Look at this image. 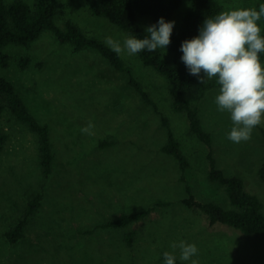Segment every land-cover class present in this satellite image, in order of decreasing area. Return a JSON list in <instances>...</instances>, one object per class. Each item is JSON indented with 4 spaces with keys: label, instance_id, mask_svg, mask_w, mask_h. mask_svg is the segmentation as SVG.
Masks as SVG:
<instances>
[{
    "label": "rangeland",
    "instance_id": "rangeland-1",
    "mask_svg": "<svg viewBox=\"0 0 264 264\" xmlns=\"http://www.w3.org/2000/svg\"><path fill=\"white\" fill-rule=\"evenodd\" d=\"M58 1L61 26L71 20L89 35L104 41L111 36L121 44L131 36L108 18L93 14L86 0ZM220 1L222 11L257 8L259 2ZM190 4L191 0H182L174 14L178 31ZM139 19L145 29L155 24L148 15ZM6 50L11 61L8 67L0 66V75L13 81L33 113L49 124L55 163L52 173L44 175L37 134L6 108L0 118V127L8 134L0 152V264H164L162 252L180 256L179 248L170 245L181 240L197 246L198 253L191 259L198 264H264V235L212 224L204 213L182 202L186 191L178 164L162 150L167 140L162 116L169 118L191 161L186 177L196 197L225 206L230 205L225 190L208 177L209 153L228 175L242 176L246 189L258 194L264 204V184L258 173L264 123L253 130L249 141L228 140L233 126L230 113L218 110L219 87L213 88L199 101L203 124L213 136L208 145L190 131L186 115L173 109L167 78L145 65L138 54L121 55L159 110L144 101L106 57L93 49L76 50L70 43H61L52 31H45L29 47L9 45ZM25 55L32 62L22 69L19 60ZM201 82L189 93L195 102ZM90 121L95 126L93 134L81 133ZM107 141L111 143L102 145ZM38 191L44 193V201L28 235L9 242L6 231ZM158 199L173 203L125 228L88 231ZM130 230L137 233L128 244Z\"/></svg>",
    "mask_w": 264,
    "mask_h": 264
},
{
    "label": "trees",
    "instance_id": "trees-1",
    "mask_svg": "<svg viewBox=\"0 0 264 264\" xmlns=\"http://www.w3.org/2000/svg\"><path fill=\"white\" fill-rule=\"evenodd\" d=\"M93 14L104 16L112 23L128 32L131 36L144 38L149 35L142 26L139 16L153 17L154 23L163 17L166 21H174V14L180 7L182 0H86ZM260 3L259 0L257 10ZM223 10L220 0H191L190 8L185 15L183 27L178 31L175 26L171 34V43L167 49H157L155 52L147 50L138 53L145 65L152 67L168 80V89L172 99V107L185 114L189 121L190 131L201 141L212 144L213 136L208 131L200 114L199 101L206 93L219 87L216 78L205 80L198 84L197 100L193 101L189 95L199 78L191 75L181 60L183 55L180 50L182 42L199 35V29L203 21L208 17H214ZM59 14L58 0H36L34 5L26 0H13L7 2L0 0V66L8 67L11 54L6 50L9 45H22L29 47L45 31H52L61 43H70L76 50L93 49L106 57L110 64L118 71L123 72L128 79V84L133 87L144 101L159 110L158 103L152 99L144 84L136 76L134 69L122 55L114 53L105 41L87 34L77 23L67 20L64 26L57 23ZM264 36V17L258 22ZM261 62L264 61V53L259 54ZM32 62L30 55H25L19 60L22 69H26ZM201 75V74H200ZM6 108H9L14 116L34 131L39 139V153L42 172L49 175L54 169L55 151L51 137L49 124L43 123L33 113L26 100L17 89L15 83L8 77L0 75V118ZM163 125L167 129V140L162 150L173 157L180 170V179L184 182L186 196L182 202L188 207L204 213L212 224L223 223L242 231L245 234L264 235V204L258 194L246 189L242 176L228 175L224 169L218 166L217 159L209 153L208 177L210 181L218 183L229 199V206L209 200L202 201L196 197L192 185L186 177L191 161L182 148L180 139L176 136L170 120L165 114L162 116ZM264 137V128L262 129ZM8 134L0 127V152L4 149ZM111 143L110 141L102 142ZM264 184V150L258 170ZM44 201V193H33L18 221L6 231V238L11 243L19 242L28 235L31 224L34 223L37 213ZM171 200L158 199L142 209L124 211L120 215L95 226L88 231L94 232L98 228H125L150 216L160 207L170 206ZM136 230H130L126 234L128 244L132 243ZM162 252L161 258L164 260ZM176 256L175 264H190L182 261L179 255L167 251Z\"/></svg>",
    "mask_w": 264,
    "mask_h": 264
},
{
    "label": "clouds",
    "instance_id": "clouds-1",
    "mask_svg": "<svg viewBox=\"0 0 264 264\" xmlns=\"http://www.w3.org/2000/svg\"><path fill=\"white\" fill-rule=\"evenodd\" d=\"M262 17L264 3L259 4L258 10L252 7L222 11L206 18L199 35L184 40L180 46L181 60L191 75L203 83L205 79L216 78L219 93L215 104L220 112L230 113L233 126L227 139L237 144L249 141L253 130L264 123V66L259 55L264 53V36L258 24ZM174 23L161 17L157 24L145 29L149 35L144 38L129 36L121 44L109 36L105 44L117 55L166 50L171 43ZM94 127L90 121L80 131L92 135ZM170 246L179 248L180 260L198 264L191 259L198 253L194 243L181 240ZM163 257L164 264H175L174 254L165 251Z\"/></svg>",
    "mask_w": 264,
    "mask_h": 264
}]
</instances>
